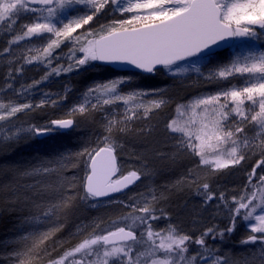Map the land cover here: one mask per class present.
Segmentation results:
<instances>
[{
    "label": "snow or ice",
    "instance_id": "obj_1",
    "mask_svg": "<svg viewBox=\"0 0 264 264\" xmlns=\"http://www.w3.org/2000/svg\"><path fill=\"white\" fill-rule=\"evenodd\" d=\"M0 26L10 35L0 55L9 54L5 79L7 89L12 90L7 102L0 99V143L21 139L22 134L43 136L68 130L77 126L79 116L103 114L97 146L74 154L77 160L87 158L80 189L75 177L63 175L69 160L64 155L11 166L0 179V187L14 201L33 209L26 222L47 225L21 234L19 247L10 254L13 264H36L44 257H49L47 264H239L209 243L231 234L238 220L249 230L241 243L259 245L258 251L244 258V264H264V48L255 46L264 40V0H0ZM235 40L241 41L244 51L234 52L225 63L211 64L216 50ZM21 42H25L23 51L17 55L19 49L13 46ZM62 45L71 61L66 68L57 52ZM14 61L19 63L13 70ZM98 61L129 65L143 73L164 70L178 79L192 71L218 85L214 92L177 104L176 115L164 125L165 147L155 155L161 161L172 160L171 151L192 157L193 167L173 187L195 189L205 205L222 204L228 214L222 230L212 224L196 234L171 223L157 230L154 223L167 216L159 207L165 197L149 185L146 193L127 202L109 201L121 205L115 219L97 218L78 225L70 235L81 237L79 242L58 257L51 255L55 247H43L65 227L78 200L110 197L153 174L142 163L117 175L119 145L114 138L136 133L132 127L136 121L148 120L167 103L161 90L121 87L131 84L130 75L90 86L65 118L29 128L13 120L26 110L57 105L58 100L47 93L35 105L28 99L30 91L48 76ZM33 63L45 65L47 74L26 87L14 88V73ZM201 65H211L206 67V76ZM138 131L150 134L151 130L141 127ZM169 139L174 141L171 149L167 148ZM257 152L260 159L236 192L210 190L206 177L200 175L239 166Z\"/></svg>",
    "mask_w": 264,
    "mask_h": 264
},
{
    "label": "rangeland",
    "instance_id": "obj_2",
    "mask_svg": "<svg viewBox=\"0 0 264 264\" xmlns=\"http://www.w3.org/2000/svg\"><path fill=\"white\" fill-rule=\"evenodd\" d=\"M99 22L103 23L104 20H100ZM9 38H10L9 33H6L0 30V53H2V50L5 47H7V41ZM24 43L25 42H21L20 46H16V45L13 46L19 49L17 52V55H20L21 52L23 51ZM255 46L257 47V49L264 48V40L256 42ZM236 51H241V52L244 51V46L241 44L240 40L238 41L235 40L233 45L229 49L222 51V52L215 53V56L213 60L211 61V64L227 62L232 57L233 53ZM57 52L60 54L59 63L62 64L66 68L68 64L71 63V61L68 59V55H69L68 49L62 45L61 49H58ZM8 55L9 54L7 53L0 55V99H3L5 102H7V99L9 98L11 91H12L11 89H7L6 87L7 81L5 79L8 75V71L10 67L8 64V60L6 59ZM18 63H19L18 61H14V63L11 65V68L14 70ZM56 63L57 61H53L52 66H56ZM94 64L95 62H93L92 64L88 66L78 69L80 70L79 72H82L86 68L93 69V71H97L99 74L100 73L101 74L97 75L96 79L88 83L85 86L83 91L76 94V103L80 100V97L82 96V94L86 92V90L90 86L96 83L108 82L110 80H113V79H116L122 76L130 75L133 77L131 84L121 86L124 89L136 88L139 90H144V91H149V92H155L156 90H161V94H163L164 98L167 100L166 105L162 109L158 110L148 120L136 121L132 125V127L137 130V132L135 133L136 135L133 140H136V139H139L140 141L142 140L143 135L140 134L138 130L141 127H143L145 129H150L151 130L150 133L152 134L155 132H158V134H161L162 141L160 139H156V141L162 147H165L163 143L165 139L163 136L164 125L170 118L176 115L177 104H185L189 100L197 97L200 94L214 92L218 88L217 84L207 82V80L204 79L202 76H200V74L196 72H192V71L184 74L183 79H178L168 74L166 71L161 70L162 71L161 72L162 76L160 77L161 82H157V84L154 87H151V86L143 85L140 82V79L138 78V76L133 72H118L117 71L118 73L112 76L109 74V72H107L106 69L94 66ZM210 66L211 65H207V66L201 65L202 71L204 72V76L207 75L206 67H210ZM73 71H75V69ZM73 71L62 72L59 76H56V75L48 76L47 80H44L42 83H40L38 86L34 87L30 91V93L28 94L29 101L32 102V101L37 100V102H39L41 99L44 98L45 93L57 99V97L58 98L60 97L61 93L66 94V92H68L67 90L68 88L74 91L75 88H72V86L70 85V82H72L73 80L71 75L72 73H75ZM47 72H48V68L45 65L38 64V63L25 64L23 66V71L21 73L19 74L14 73L15 81L13 83V87L16 89H19L21 85H24L26 87L27 85H30L31 83L30 81L34 82V81L41 80L42 77H44L47 74ZM68 83L69 85L65 89L60 90L62 86H66ZM234 83H239V81H234ZM62 96L65 97V95H62ZM62 100L63 99L58 100L57 108L61 107ZM16 102H23V101L17 100ZM18 115L19 114H17V116ZM100 119L103 122V114ZM13 120L17 126H22L24 128H29L33 125L41 126L39 124L31 123L28 120L25 121V118H23V121H21L19 118H13ZM43 125H46V124H43ZM145 134H148V133H145ZM127 135H130V134H127ZM123 136L124 135H121L118 138H114L115 143L119 145L116 148V153L117 154L120 153V159L118 158L119 172L117 173V175L119 176L120 174H126L128 170H135L137 168H140L142 163H147L153 173L151 176V179H144L142 177L141 181H137L134 185L129 186L128 189H125L122 192L113 193L112 196L106 199L96 198L95 200L90 199L88 201H83L84 203L83 214L78 219V223L74 227L73 231L71 232L68 231L69 234L74 233L78 225L89 224L94 219H97V218L115 219L116 217H118L121 214V205L119 203H110L109 201L127 202L129 197H135V196H138V194L140 193H146L149 185L155 188L157 193L159 194L158 192L159 188H158L157 183H158L160 171H157V168L160 167L161 165L165 166L167 164V161H161L157 159L155 153L153 152L152 154H147L148 150L144 151L145 149H142L141 154H137L135 152L131 153L129 150V144L125 142V138L123 139ZM137 136H140V137H137ZM129 137H133V135L128 136V138ZM173 144H174V141L169 139L167 141V148L171 149ZM170 155L172 157V160H176L179 157H183L184 158L183 165L187 164L186 166H189L188 169L193 167L192 157L188 155L178 154L175 151H171ZM145 157L147 158L146 161L144 159ZM259 159H260V155H259V152H257L256 154L251 155L248 158H246V161L242 162V164L239 166L230 167L229 169L215 172L211 175L207 174L206 172H200V175L203 177H206L207 182L210 185V190H213L216 192L225 191L226 194H230V193L238 191L241 188V186L246 182L247 172L251 171V168L254 166V164ZM188 169L184 170L183 173L185 174ZM225 173L226 175L233 174L231 176L234 177V179H232L230 176L228 178L223 179V176L225 175ZM257 173L258 174L260 173V169H257ZM188 189H190L192 192V188H188ZM193 190H194L195 196L194 194H192L191 202L196 201V205L197 204L200 205L201 210H199V215L201 216V218L199 220H196L197 228H194L191 230L188 226L184 230L185 232L199 234V232L203 228L207 227L208 224H212L214 220H217L219 222L222 219L228 218V215L225 217L226 214H223V211L226 212L227 210L224 208L222 204H219V202H215V203L209 202V204L205 205L203 203V198L197 194L195 189ZM164 199H161L159 207H161V204ZM225 221L227 223V219ZM218 222L216 223V226L219 228L220 226ZM169 223L173 224V219L167 214L165 218H161L159 221L154 223V228L158 230L159 228L164 227ZM20 224H21L20 225L21 227H19L18 229L19 231L16 232V235L18 236V238H20L22 233L30 231L34 226L37 228H43L47 226L46 222L36 223L35 225L30 220L26 222V218ZM235 231L237 232L239 236H241L240 238L242 239H246L247 235L249 234V230L245 227L244 222H241V221L239 223L238 228ZM80 238L81 237L79 236L72 237L70 235L67 240L65 241L62 240V242L60 243V245L62 246L60 245L55 246V245L50 244V245H47L46 247L49 250L55 247L56 250L52 251L51 255L52 257H58L66 249H69L72 246H74L76 243H78ZM16 240H15L16 241L15 243L17 245L14 246L13 248L14 250L19 247V244H18L19 239L16 238ZM220 242H222L221 239H220ZM220 242L217 237L216 240L210 241L209 243L212 244L213 246L215 245V248L218 249L219 246L217 245H220ZM246 245H249V246L244 247L243 249H239L236 255L234 253V250H235L234 247L226 248L223 254L225 256H228L231 259L238 261L239 264H244V258L248 257L250 252L259 250V245H255V246H252V244H246ZM237 255H240V258L236 257ZM48 258L49 257L38 259L36 261V264H47ZM7 261H9L7 264H13V259L11 257L6 258V262Z\"/></svg>",
    "mask_w": 264,
    "mask_h": 264
},
{
    "label": "trees",
    "instance_id": "obj_3",
    "mask_svg": "<svg viewBox=\"0 0 264 264\" xmlns=\"http://www.w3.org/2000/svg\"><path fill=\"white\" fill-rule=\"evenodd\" d=\"M94 66L106 69L112 76L118 73L110 66L102 65L98 62H95ZM79 71L80 70H75L73 71L75 73L71 75L73 80L70 82V85L72 88H75V90L72 91L68 88L66 94L61 93L60 97L65 95L66 99L61 101L60 108H57V105L52 106L50 104H45L39 108L26 110L25 113L19 114L17 118L21 121L25 118V121L28 120L31 123L39 125L47 124L51 119L65 118V113L76 103V94L83 91L88 83L96 79L97 75L101 74L88 68L84 69L82 72ZM161 72L162 71H159L152 75L135 74L143 85L154 87L157 82H161ZM30 82V84H33V81ZM68 85L69 83L66 86H62L60 90L65 89ZM57 100L60 99L57 97ZM32 103L37 104L39 102L36 100L32 101ZM101 116L102 114L98 112L87 117L79 116L77 117V126L71 129L60 130L43 136L23 134V138L21 139L0 143V179L6 174H9L7 169L11 166H29L64 155L68 156L69 160L65 161L68 167L63 175L70 178L75 177L77 189H80L81 181L84 180L87 172L84 165V160L87 158L81 157L77 160L74 158V154L82 151L85 147L94 148L97 146V138L100 137L103 131L102 121L100 119ZM130 135H133V137L128 138ZM130 135H124L123 139L125 138V142L129 144L131 153L135 152L141 154L142 149H145L144 151L148 150L147 154H152V152L156 153L158 149L162 148L156 141V139L162 141V136L158 134V132L153 134H142L143 137L141 141L139 139L133 140L136 135L135 133ZM117 156L120 159V153L117 154ZM183 160V157H179L176 160L167 161L165 166L161 165L158 167L157 171H160V173L157 185L159 194L162 193L163 197H165L161 207L165 209V212L173 219V224L183 230L189 226L192 230L197 228L196 220L201 218L199 215V210H201L200 205H196V201L191 202L192 194L195 196L194 190L192 188L191 192L187 187H173V184L183 176L184 170L189 167L186 166L187 164L183 165ZM73 162L77 163L78 166L72 167ZM231 175L233 174L226 175L225 173L223 179L229 176L234 179ZM31 182L34 183V181ZM83 205V201H77L75 207L68 215L65 227L58 232L52 240L47 241L43 247L50 244L58 246L62 240L65 241L69 238L70 234L68 231H73L78 223V219L82 216L84 211ZM32 211L33 209L25 206L23 203L14 201L13 198L7 194L6 190L0 187V264H7L9 262H6V258L10 257V254L14 250V246L17 245L15 243L17 241L16 238H19L16 232H18L19 227H21L20 223L25 218L29 217ZM223 214H226L225 217L228 215L227 211H223ZM226 219L228 223V218ZM226 219H222L219 222L214 220L212 224L216 225L218 222L220 226L219 229L222 230L227 225ZM239 223L240 221H237L235 230L238 228ZM212 224H208L207 226ZM235 230L231 234H225L223 238L218 237L219 242L220 239L222 241L220 245H217L219 246L218 250L220 253H224L226 248L234 247V253L236 255L239 249L249 246L241 243V241L245 239L240 238L241 236H239ZM236 257L240 258V255Z\"/></svg>",
    "mask_w": 264,
    "mask_h": 264
},
{
    "label": "water",
    "instance_id": "obj_4",
    "mask_svg": "<svg viewBox=\"0 0 264 264\" xmlns=\"http://www.w3.org/2000/svg\"><path fill=\"white\" fill-rule=\"evenodd\" d=\"M233 43H234V41H229L224 47L217 49L215 53L222 52V51L229 49L233 45ZM98 62L102 65L110 66L111 68H113L114 70H116L118 72H135V73H141V74H145V75H151L152 74V73L140 72L139 70H137L134 67L129 66V65L110 64V63L100 62V61H98ZM116 156H117V154H116ZM118 164H119V162H118V157H117V167H118ZM106 198H108V197H100L98 199H106Z\"/></svg>",
    "mask_w": 264,
    "mask_h": 264
}]
</instances>
